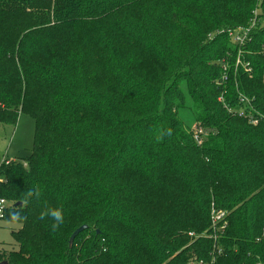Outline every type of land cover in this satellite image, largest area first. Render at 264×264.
Listing matches in <instances>:
<instances>
[{"label": "trees", "instance_id": "1", "mask_svg": "<svg viewBox=\"0 0 264 264\" xmlns=\"http://www.w3.org/2000/svg\"><path fill=\"white\" fill-rule=\"evenodd\" d=\"M223 90L264 115V0H0V124L34 121L28 158L0 165L20 225L0 264H264V120Z\"/></svg>", "mask_w": 264, "mask_h": 264}, {"label": "built area", "instance_id": "2", "mask_svg": "<svg viewBox=\"0 0 264 264\" xmlns=\"http://www.w3.org/2000/svg\"><path fill=\"white\" fill-rule=\"evenodd\" d=\"M254 15L256 16V12H254ZM251 26L252 27L254 26V22ZM251 28H238L236 30H228L227 34L233 44L241 47L249 39V33H250ZM239 54H240V48L238 49L237 57L235 58L234 63H233L234 73L240 61ZM229 60H230L229 57H226L225 60H221L219 62L220 69H221L219 83L221 85H225L228 82L227 69H228ZM225 96H226L225 90H223L220 96L218 97V101L224 106L226 110L229 111V113H233L240 118L246 119V121L250 125H254V126L259 124L261 120H264V115L260 113L259 111H257L255 107H253V105L251 104V101L244 95L242 94L238 95L239 103L240 105H242V107H239L236 109H232L231 107H229V105L226 103ZM191 134H192V138L195 141V143L199 145L201 144L203 136L205 135V130L200 124H195L191 127ZM12 206H13L12 202L6 200L5 198L0 197V226L5 221L7 210L10 209ZM223 217H224V214L222 212H215V211L211 212L212 227L214 228V230L223 231L225 226L219 225V222H221L224 219ZM214 239L217 240V235H214ZM219 254H220L219 250L215 251V255H213L211 262L208 264H213L216 256ZM188 264H205V263L189 262Z\"/></svg>", "mask_w": 264, "mask_h": 264}, {"label": "rangeland", "instance_id": "3", "mask_svg": "<svg viewBox=\"0 0 264 264\" xmlns=\"http://www.w3.org/2000/svg\"><path fill=\"white\" fill-rule=\"evenodd\" d=\"M53 2V0H50ZM186 124L192 126V115L188 110L180 113ZM191 126V127H192ZM34 121L27 115L20 114L15 126L0 124V165L6 160L7 163L23 162L30 155L33 145ZM11 202V201H10ZM20 225L4 221L0 226V251H16L17 243L13 240L11 233L17 231Z\"/></svg>", "mask_w": 264, "mask_h": 264}, {"label": "clouds", "instance_id": "4", "mask_svg": "<svg viewBox=\"0 0 264 264\" xmlns=\"http://www.w3.org/2000/svg\"><path fill=\"white\" fill-rule=\"evenodd\" d=\"M28 196L32 195V190H29L27 193ZM39 196V189L37 190V197ZM27 199H24V204H27ZM45 217H50L54 223L52 225L53 230H55L60 224L63 223V209L62 207L51 208L46 206V210L42 211L39 215V219L43 220ZM20 217L18 215H13L12 220L17 221Z\"/></svg>", "mask_w": 264, "mask_h": 264}, {"label": "water", "instance_id": "5", "mask_svg": "<svg viewBox=\"0 0 264 264\" xmlns=\"http://www.w3.org/2000/svg\"><path fill=\"white\" fill-rule=\"evenodd\" d=\"M86 228H87V226H81V227H79L78 229H76V230L74 231V233H73V234L71 235V237H70L69 244H71V243L73 242L74 238H75L79 233H81L82 231H84Z\"/></svg>", "mask_w": 264, "mask_h": 264}, {"label": "crops", "instance_id": "6", "mask_svg": "<svg viewBox=\"0 0 264 264\" xmlns=\"http://www.w3.org/2000/svg\"><path fill=\"white\" fill-rule=\"evenodd\" d=\"M4 161H6V160H4ZM4 161H3V162H4Z\"/></svg>", "mask_w": 264, "mask_h": 264}]
</instances>
